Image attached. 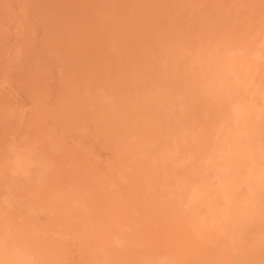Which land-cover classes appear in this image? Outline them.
Masks as SVG:
<instances>
[{
  "label": "bare ground",
  "instance_id": "obj_1",
  "mask_svg": "<svg viewBox=\"0 0 264 264\" xmlns=\"http://www.w3.org/2000/svg\"><path fill=\"white\" fill-rule=\"evenodd\" d=\"M0 264H264V0H0Z\"/></svg>",
  "mask_w": 264,
  "mask_h": 264
}]
</instances>
